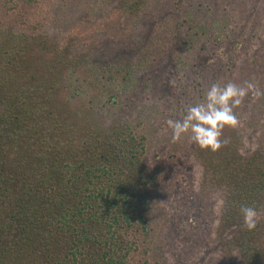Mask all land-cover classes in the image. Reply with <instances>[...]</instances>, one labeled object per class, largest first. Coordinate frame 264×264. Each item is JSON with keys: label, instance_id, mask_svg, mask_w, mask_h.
<instances>
[{"label": "trees", "instance_id": "1", "mask_svg": "<svg viewBox=\"0 0 264 264\" xmlns=\"http://www.w3.org/2000/svg\"><path fill=\"white\" fill-rule=\"evenodd\" d=\"M41 1L0 0V49L8 64L13 61L9 80L0 72V264H160L155 257L159 251H153L155 232L150 234L158 176L144 160L150 129L125 122L105 126L98 116H112L113 111L103 109L113 98L100 96L105 83L97 76L95 82L87 81L91 98L86 111L75 104V96L88 93L72 80L75 69H69L84 63L86 55L59 54L42 41L39 49L53 53L49 58L44 50L42 63L32 32L16 31L17 24L38 25L41 32L48 25L49 18H36L45 9ZM50 1L53 8L57 3ZM106 6L101 15H93L94 26L112 38L124 32L120 25L130 16L154 14L148 0H106ZM60 12L62 18L68 14ZM187 22L193 25L187 26L186 35H197L192 45L182 49V38L176 35L150 52L163 47L180 57L195 50L193 43L207 25L198 17ZM141 66L140 61L136 70ZM186 75L184 70L180 78ZM125 76L124 89L135 78ZM66 86L69 92L57 105L56 94ZM204 93L198 89L193 105ZM80 118L96 132L76 134ZM203 174L205 185L222 193L218 230L230 233L226 250L237 255V264H264V145L246 153L226 148L204 163ZM242 204L258 210L254 231L243 227Z\"/></svg>", "mask_w": 264, "mask_h": 264}, {"label": "rangeland", "instance_id": "2", "mask_svg": "<svg viewBox=\"0 0 264 264\" xmlns=\"http://www.w3.org/2000/svg\"><path fill=\"white\" fill-rule=\"evenodd\" d=\"M55 1L57 4L51 8L50 0H42L45 9L36 13L39 21L49 18L48 25L42 28L44 35L38 25L24 24V18L22 27L16 23V31L32 32L40 62L44 61V50L53 58L48 48L39 49L42 41L59 54L86 55L84 63L69 69H75L72 80L87 90L88 94L74 97L84 112L91 98L88 84L97 76L100 84L105 83L100 96L104 100L113 98L103 109L105 113L113 111L112 116H98L107 122L105 126L125 122L138 124L141 130L145 125L150 129L144 160L147 169L158 176V192L150 212V234L155 232L153 238L157 240L153 251H159L156 255L153 252L155 257H159L160 264H237V255L225 248L230 233L218 230L222 193L216 186L205 185L203 167L226 148L246 153L264 145V98H255L250 92L234 109L239 125L224 128L222 138L229 142L215 152L201 149L188 136L173 142L167 120L181 119L185 108L196 100L198 89L206 93L217 82L251 81L264 92V0H148L154 14L130 16L120 25L124 32L114 38L94 26L93 15H101L107 7L106 0ZM80 3L83 6L77 7ZM62 9L68 13L64 18ZM191 17L207 25L200 41L193 43L195 50L181 52L180 57H173L163 47L150 52L151 47L174 40L176 35L182 38V49L192 45L197 35H186L187 26L193 25L187 22ZM34 22L38 21L30 20ZM198 32L201 34V29ZM1 52L0 49L1 76L9 80L13 61L8 64L7 56ZM140 61L142 66L136 70ZM184 70L187 75L180 78ZM127 74L135 77L129 83L132 90L127 85L124 89L122 84ZM229 74L232 76L227 77ZM68 92L66 86L64 92L56 94L57 105ZM180 92L183 97H179ZM202 99L201 95L198 101ZM77 124L76 134L88 137L96 132L81 118ZM231 130H237V135L229 133Z\"/></svg>", "mask_w": 264, "mask_h": 264}, {"label": "clouds", "instance_id": "3", "mask_svg": "<svg viewBox=\"0 0 264 264\" xmlns=\"http://www.w3.org/2000/svg\"><path fill=\"white\" fill-rule=\"evenodd\" d=\"M250 92L256 96L264 95L251 81L243 84L214 83L206 91L202 101L185 108L181 119L167 120V125L173 133V142L188 136L201 149L213 152L219 150L229 142L227 138H222L224 128H235L239 125L234 109L243 103ZM239 212L243 227L250 232L254 231L260 220L257 208L242 204Z\"/></svg>", "mask_w": 264, "mask_h": 264}]
</instances>
